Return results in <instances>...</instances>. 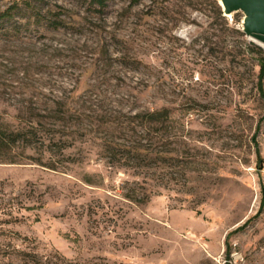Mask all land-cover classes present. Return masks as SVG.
I'll use <instances>...</instances> for the list:
<instances>
[{
    "label": "rangeland",
    "instance_id": "1",
    "mask_svg": "<svg viewBox=\"0 0 264 264\" xmlns=\"http://www.w3.org/2000/svg\"><path fill=\"white\" fill-rule=\"evenodd\" d=\"M218 5L0 0V117L45 141L0 160V264H264V47Z\"/></svg>",
    "mask_w": 264,
    "mask_h": 264
},
{
    "label": "trees",
    "instance_id": "2",
    "mask_svg": "<svg viewBox=\"0 0 264 264\" xmlns=\"http://www.w3.org/2000/svg\"><path fill=\"white\" fill-rule=\"evenodd\" d=\"M97 1L99 2L101 6H103L107 0H97ZM218 6H219V14L223 15L224 14L223 8L220 5ZM11 7L12 6H9L6 9L0 11V19H3L10 15ZM256 46H257V49L263 53L261 54V56H259L260 75L263 77L264 75V49L259 45H256ZM147 113L152 116L158 113V111H149ZM38 134H39V129L34 125L14 128L8 125L0 117V160L10 159L12 161H15L16 158L14 156L15 154H13L14 153L13 151L15 147L17 146H23L24 148L25 147L37 148L39 147V145L37 144L38 142L43 145L45 141L42 138H39L40 140H37L38 138L36 137H38ZM58 144H59L58 142H55L54 145L53 143L46 144V148H44V150H47V151L54 150L56 149L55 146H58ZM57 149H60L61 153L63 152V148L60 145H59V148ZM40 162L45 165H49L47 164L49 162H46L42 158ZM50 166L54 167V164ZM258 167H259V171L263 167V158L262 156H260V154H259V159H258ZM262 187H263L262 192H263V199H264V186ZM126 195L132 199H138V200L143 199L144 200V198L142 197L139 198L138 196L134 195L131 192H126Z\"/></svg>",
    "mask_w": 264,
    "mask_h": 264
},
{
    "label": "water",
    "instance_id": "3",
    "mask_svg": "<svg viewBox=\"0 0 264 264\" xmlns=\"http://www.w3.org/2000/svg\"><path fill=\"white\" fill-rule=\"evenodd\" d=\"M219 2L225 15L242 9L245 12V32L264 47V0H219Z\"/></svg>",
    "mask_w": 264,
    "mask_h": 264
},
{
    "label": "clouds",
    "instance_id": "4",
    "mask_svg": "<svg viewBox=\"0 0 264 264\" xmlns=\"http://www.w3.org/2000/svg\"><path fill=\"white\" fill-rule=\"evenodd\" d=\"M193 20H196V17H193ZM174 35L182 39L186 44H191L198 37L199 32L196 30V24L184 23L177 27Z\"/></svg>",
    "mask_w": 264,
    "mask_h": 264
},
{
    "label": "bare ground",
    "instance_id": "5",
    "mask_svg": "<svg viewBox=\"0 0 264 264\" xmlns=\"http://www.w3.org/2000/svg\"><path fill=\"white\" fill-rule=\"evenodd\" d=\"M230 14V13H229Z\"/></svg>",
    "mask_w": 264,
    "mask_h": 264
}]
</instances>
